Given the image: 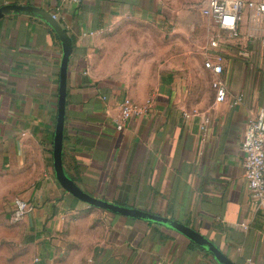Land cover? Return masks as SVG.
Returning <instances> with one entry per match:
<instances>
[{"label":"crops","instance_id":"0c3cea01","mask_svg":"<svg viewBox=\"0 0 264 264\" xmlns=\"http://www.w3.org/2000/svg\"><path fill=\"white\" fill-rule=\"evenodd\" d=\"M241 1L238 36L220 31L219 48L207 47L206 60L224 70L225 103L216 102L215 76L201 64L198 81L168 72L153 85L132 79L144 71L123 57L126 36L111 32L163 20V0H0V8L37 6L72 39L62 164L79 188L182 223L231 264H264V213L241 150L250 116L264 110V0ZM62 57L61 40L40 17L0 19V211L7 196L30 204L18 225L30 264H221L174 230L90 206L61 187L53 148ZM240 94L244 102L232 107ZM124 99L144 109L118 130Z\"/></svg>","mask_w":264,"mask_h":264},{"label":"rangeland","instance_id":"374dc122","mask_svg":"<svg viewBox=\"0 0 264 264\" xmlns=\"http://www.w3.org/2000/svg\"><path fill=\"white\" fill-rule=\"evenodd\" d=\"M163 1V20L130 21L111 34L126 36L125 42L118 44L126 47L123 57L132 60L136 70L144 71L141 75L131 76L136 82L142 78L153 85L164 72L177 74L187 83L193 78L198 81L194 70L200 64L205 65L209 42L222 32L202 13L208 0ZM16 198L20 197L4 198L6 205L2 207L1 215L10 213ZM1 218L4 217H0V264H30V254L22 231L18 229L19 223Z\"/></svg>","mask_w":264,"mask_h":264},{"label":"built area","instance_id":"2783aa9c","mask_svg":"<svg viewBox=\"0 0 264 264\" xmlns=\"http://www.w3.org/2000/svg\"><path fill=\"white\" fill-rule=\"evenodd\" d=\"M62 2H71L80 4L84 0H61ZM245 3L241 0H208L202 13L210 18L219 31L229 32L232 37L238 36L239 24L241 22L242 11ZM260 11L264 14V4L260 5ZM56 19V15H53ZM219 37L214 38L209 43V49L219 48ZM261 44L264 46V35L261 37ZM205 68L215 76L212 87L215 90V99L217 103H225L229 100L228 87L225 80L222 79L223 67L214 63L208 58L205 62ZM231 106H237L244 102L242 94L232 97ZM148 102V106H149ZM143 107L135 104L129 99H124L120 105V120L117 124L118 130H123L127 122L143 113ZM249 130L242 141L241 150L243 152V165L245 169V179L249 191L255 198V203L262 207L264 213V110H260L250 116L248 120ZM31 211L28 202L21 198H16L13 203L10 221L20 223L23 218ZM251 264V262H248Z\"/></svg>","mask_w":264,"mask_h":264},{"label":"water","instance_id":"95a60500","mask_svg":"<svg viewBox=\"0 0 264 264\" xmlns=\"http://www.w3.org/2000/svg\"><path fill=\"white\" fill-rule=\"evenodd\" d=\"M12 13H21L30 16L40 17L42 20L47 22L56 32L59 39L62 42L63 46V57L60 68V84H59V110H58V119L56 126V134L54 139V148H53V158H54V170L55 176L61 187L76 197L79 201L88 204L90 206L100 208L115 214H119L128 218L142 220L148 223L164 226L171 230H174L198 246L204 248L209 253H211L221 264H231L226 260L218 249L208 241L204 236L196 232L195 230L189 228L188 226L165 218L158 215L150 214L143 210L128 208L111 202L101 200L99 198L93 197L81 188H79L65 173L63 164H62V153H63V131H64V119H65V106L67 98V71L70 56L73 51L72 39L68 35L66 29L53 18V15L46 10H43L37 6L33 5H22V4H10L0 8V19L6 15Z\"/></svg>","mask_w":264,"mask_h":264}]
</instances>
